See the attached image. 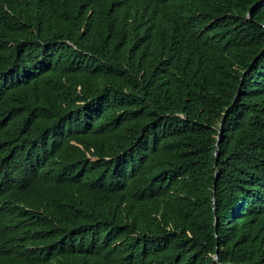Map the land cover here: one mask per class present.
<instances>
[{
	"label": "trees",
	"instance_id": "trees-1",
	"mask_svg": "<svg viewBox=\"0 0 264 264\" xmlns=\"http://www.w3.org/2000/svg\"><path fill=\"white\" fill-rule=\"evenodd\" d=\"M0 264H264V0H0Z\"/></svg>",
	"mask_w": 264,
	"mask_h": 264
},
{
	"label": "water",
	"instance_id": "water-1",
	"mask_svg": "<svg viewBox=\"0 0 264 264\" xmlns=\"http://www.w3.org/2000/svg\"><path fill=\"white\" fill-rule=\"evenodd\" d=\"M262 1H263V0H262ZM252 10H253V9H252ZM252 10H251L249 16H251ZM216 156H217V153H216ZM215 185H216V183H215ZM215 259L218 260V255L215 256Z\"/></svg>",
	"mask_w": 264,
	"mask_h": 264
}]
</instances>
